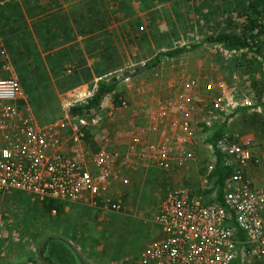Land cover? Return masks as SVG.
Masks as SVG:
<instances>
[{
  "label": "rangeland",
  "instance_id": "obj_1",
  "mask_svg": "<svg viewBox=\"0 0 264 264\" xmlns=\"http://www.w3.org/2000/svg\"><path fill=\"white\" fill-rule=\"evenodd\" d=\"M246 2L0 0V51L3 49L12 63L7 45L18 49L20 38H26L37 49V54L31 51L27 69L21 73L23 77L29 74L35 79V88L31 84L33 80H27L25 89L13 63L12 67L26 95L24 103L40 124L68 113L71 105L80 104L89 93H95L100 79L118 81L119 99L127 101L128 109L118 111L119 106H113L112 95L103 100L101 108L106 118L101 127L88 136L93 152L103 146L121 156L125 152L127 130L145 126L152 132L145 113L182 96L191 81L197 83L188 95L192 104L190 117L197 133L195 144L188 147L193 153L190 162L183 166L172 164L167 171L135 167L131 162L121 170L120 181L111 186L106 197L121 203L120 210L112 212L88 204L91 212L83 210V215L91 214L92 218L79 216L78 231L82 227L85 230L74 236L71 231L76 216L69 207L75 204L63 205V211L52 216L23 193L3 195L0 199V264H31L29 260L35 259L38 243L47 236L68 239L75 246L73 239L77 236L81 241L76 248L72 247L87 264H137L139 252L158 236L153 218L164 195L173 189L187 188L199 193L204 188L209 137L203 122L210 121L212 130L221 127L218 120H214L217 114L211 109L219 82L262 107L260 112L244 109L238 112L226 124L224 134L252 140L255 153L264 157V136L257 128L250 127L254 119L264 124V52L255 57L245 49L230 51L226 45L214 42L218 37H231L240 32L244 22L241 10ZM90 25L92 27L88 28ZM74 26L77 35L81 30L88 33L80 35L82 51L76 55L86 63L82 73L66 66L54 77V82L36 76L45 71L39 64L46 58V52L59 45L62 28L63 37L67 33L69 39L74 37ZM49 37L53 44L47 42ZM88 45L93 50L91 54L87 51ZM178 49L184 50L170 58L163 56ZM101 53L111 59L100 60ZM36 55L40 58H35ZM96 66L100 72L108 73L100 79L93 77L90 74ZM4 67L0 58V78L7 77ZM126 77L128 82L124 80ZM109 113L113 115L108 117ZM158 130L161 132L155 135L161 139L159 142L171 144L175 140V133L168 127ZM254 172L264 177V168ZM67 207L69 212L65 214Z\"/></svg>",
  "mask_w": 264,
  "mask_h": 264
},
{
  "label": "built area",
  "instance_id": "obj_2",
  "mask_svg": "<svg viewBox=\"0 0 264 264\" xmlns=\"http://www.w3.org/2000/svg\"><path fill=\"white\" fill-rule=\"evenodd\" d=\"M0 58L6 63L7 75L0 78V199L19 192L38 203L77 204L83 200L118 212L121 203L106 197L131 162V166L167 171L172 164L183 166L193 159L188 147L195 144L197 135L188 95L197 87L195 81L176 100L145 113L154 134L161 132L159 127L170 125L167 127L175 133L171 144L147 142L148 130L131 128L124 135L125 152L119 156L103 146L94 152L89 146L90 132L98 130L106 118L101 106L89 108L94 92L80 104L71 105L68 113L40 124L24 103L26 95L3 49ZM118 106V111L128 109L126 100H120ZM73 108L82 110L70 114ZM211 109L217 114L214 120L223 126L243 109L260 112L262 107L219 82ZM203 124L206 136L212 137V123ZM206 147L203 190L196 193L179 188L164 195L153 218L158 236L139 252L137 264H230L234 260L264 264V183L249 175L264 168V157L255 153L252 140L239 135H224L215 147L209 143ZM216 153L232 169L221 186L209 179L217 164ZM238 233H242V241L237 240Z\"/></svg>",
  "mask_w": 264,
  "mask_h": 264
},
{
  "label": "trees",
  "instance_id": "obj_3",
  "mask_svg": "<svg viewBox=\"0 0 264 264\" xmlns=\"http://www.w3.org/2000/svg\"><path fill=\"white\" fill-rule=\"evenodd\" d=\"M241 15H243L244 22L241 26L240 32L231 35V37H229L228 35H225L223 37H218L217 39L214 40V42L222 45H226L228 47V50L230 51L231 50L238 51L241 49H245L247 52L251 53L255 57L262 56L261 53L264 52V0H247L245 7H243V10H241ZM91 27L92 26L90 25V27L88 28ZM79 34L83 36L88 33L81 30ZM21 40L22 39L20 38V40L18 41L20 42L18 49H16V47L13 45L12 46L7 45V49L15 70L22 78L21 79L22 86L25 87L26 89L27 80H33L31 81L32 82L31 84L35 88L34 86L35 79L29 76V74L27 75V77H23L21 73L27 69L26 64L31 56V51L37 54L36 53L37 49L33 44H31V42H29L30 39L27 40L26 38H24L22 41ZM183 50L184 49L168 51L164 53L163 56L170 58L182 53ZM87 51L90 54L93 51L91 50L89 45L87 46ZM35 58H40V55H36ZM99 59L108 60L111 59V57L105 55V53H101L99 55ZM61 60H62V54L60 53H57L55 57L47 56L43 60V62L39 64L42 68L45 69V71H40L41 73H36V76L45 79L47 77L46 73L50 72V74L53 77L55 78L58 77L57 74L60 71L63 72L64 70V65L63 63H61ZM85 64L86 63L81 60L77 63V65H75V68L73 70L76 73H80V72L82 73L83 71L82 69H84ZM100 70L101 69H99L96 66L94 68L93 73L90 75H93V77H97L100 79L102 76L108 73L107 71L100 72ZM86 72L88 71L86 70ZM117 84L118 81L100 79L97 83L95 93L89 100L88 103L89 108L100 107L103 100L111 95L113 100V106L114 107L118 106L120 103V99H119L120 94L117 92ZM81 110L82 109L73 108L70 110V114H76V112H79ZM225 126L226 125H223L219 129L213 130L214 134L212 137L207 139L208 140L207 142L215 147L216 143H218L225 135L224 134L226 132ZM250 127L257 128L260 131V134L264 136V124L260 119H254L251 122ZM89 139L90 138L88 137V141H91ZM216 155H217V164L215 166V171L209 179L211 180L214 179L215 184L221 186L223 180H225L227 177L231 175L232 169L225 167L223 165V157H221L218 153H216ZM40 205L43 209V212L46 214H51L52 211H55L56 213L59 214L64 209L63 208L64 206L61 203L52 200H45L44 202L40 203ZM237 240L238 241L243 240L242 233L237 234ZM35 253H36L35 259L31 258L29 260L31 264H87L82 261V259L80 258L76 250L72 247V245L60 237H54V236L45 237L41 242L38 243ZM230 264H240V263L239 260H234ZM251 264H260V263L252 262Z\"/></svg>",
  "mask_w": 264,
  "mask_h": 264
},
{
  "label": "crops",
  "instance_id": "obj_4",
  "mask_svg": "<svg viewBox=\"0 0 264 264\" xmlns=\"http://www.w3.org/2000/svg\"><path fill=\"white\" fill-rule=\"evenodd\" d=\"M75 26H74V37H70L69 39H67L68 38V35H67V33L65 34V36L66 37H63L64 35H63V30H64V28H62V30H61V35H62V38L60 37V38H58V43H59V45L57 46V48L56 49H54V50H49L48 52H46L45 54H44V58L45 57H47V56H51V57H55L56 55H57V53H60V54H62V60H61V63H63V65H64V68L67 66V67H73V69L75 68V65H77V63L79 62V61H81V58L80 57H76V55H77V53H80L79 51H82V47H81V41H82V37L80 36V35H77V30H75ZM76 33V34H75ZM69 34H70V31H69ZM54 35V34H53ZM68 41V43H67V41ZM47 42H49L50 44L53 42L52 41V38L51 37H49V40L47 41ZM53 44V43H52ZM47 51V50H46ZM8 56V55H7ZM9 62V61H8ZM68 63V64H67ZM90 63V62H89ZM89 63H88V65H89ZM9 65H10V67H11V69H12V71H13V67H12V63H10L9 62ZM4 66L6 67V63L4 62ZM4 67V68H5ZM89 67V66H88ZM3 68V69H4ZM46 78L45 79H47V80H49V81H53L54 82V77L50 74V72H47L46 73ZM167 126H170L169 124H167L165 127H167ZM226 127V126H225ZM171 131H173L174 132V130L172 129V128H170V127H168ZM142 129H145L146 130V128H145V126H142ZM147 131V130H146ZM151 133V134H150ZM153 132H146V137H145V141H147V142H159L161 139L157 136V135H155L154 133V135L152 134ZM196 135H197V133H196ZM249 175H250V178H251V180H254V181H261V182H263L264 183V177L262 178H260V175H259V173H256V172H250L249 173ZM62 205H68V204H62ZM88 207V203L87 202H85V201H80L79 203H77V204H75V205H72V206H70L69 208H71V212L73 213V215L74 216H76L75 218H74V221H75V226H74V229H73V231H71V236H74V235H78V234H81L82 233V231H84L83 230V227L78 231V229H79V224L78 223H76V220H79V216L80 217H82V218H92V215L90 214V215H83V210L84 211H86V212H91V210H90V208H87ZM68 207L64 210V212H65V214H67V212H69L68 211V209H69ZM85 212V213H86ZM104 213H106L105 211H103ZM82 215V216H81ZM77 218V219H76ZM101 218L103 219V217L101 216ZM80 223V222H79ZM77 224V225H76ZM81 224H83V223H81ZM65 240H67L73 247H75L76 248V246H78L79 245V243H80V241H81V239L80 240H77V236H75V238L73 239V240H75V243H76V246L73 244V243H71L68 239H65ZM77 240V241H76ZM84 243H86V242H84Z\"/></svg>",
  "mask_w": 264,
  "mask_h": 264
}]
</instances>
